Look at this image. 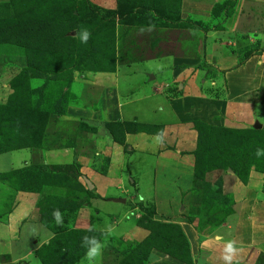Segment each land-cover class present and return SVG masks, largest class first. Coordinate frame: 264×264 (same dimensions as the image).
Here are the masks:
<instances>
[{
    "label": "rangeland",
    "instance_id": "obj_1",
    "mask_svg": "<svg viewBox=\"0 0 264 264\" xmlns=\"http://www.w3.org/2000/svg\"><path fill=\"white\" fill-rule=\"evenodd\" d=\"M184 5L187 4L182 0H0V151L25 148L18 146V143L31 141L33 144L26 147L31 159L24 164L25 167L31 165L28 173L24 172L28 168L24 166L18 168L23 171L20 176L13 174L17 169L0 173L1 183L8 185L0 183V223L5 224V212L9 209L8 203L12 198L9 202L5 200L17 195L16 191L34 192L38 194L37 200L43 195L44 206L51 207L45 208L42 217H39L37 211L36 220L39 225L35 234L41 239L46 233L48 239L45 243L37 240L35 250H40L50 240L53 244L55 237L61 235V238H65L62 243L69 245L80 241L85 235L95 236L103 241L107 230L111 228L112 232L107 237V246L99 264H150L154 260L149 251L156 249V253L161 252L155 247L150 248L155 240H147L143 243L144 246L141 245L145 240L144 232L149 233L150 229L167 248L169 244L178 246L175 242L178 241L179 255L184 257L186 254L191 260L190 264L200 257L207 262L211 256H200L198 253V245L202 239L200 236L210 232L216 222L221 224L226 221L228 236L244 231L245 224H251L253 236L251 234L249 241L253 244L251 249H255L254 252L251 251L254 258L252 264L264 263V155H255L257 149L264 150L260 140L254 143V147L246 148L242 143L249 135L233 134L234 139L226 143L221 136L222 130H205L202 127L198 132L204 137L201 141L203 146L199 147L195 155L196 138L194 141L193 133L182 128L183 146H161V152L169 159H175L174 152L188 154V164H194L195 158L202 177L199 188L194 190L191 188L192 183L190 187L183 183L175 186L177 183H174V174L163 171L162 183L156 185H164L167 192H155L152 184L158 178L152 176L156 170L151 162L139 167L146 174L124 182L121 186L118 182L113 183L108 188L122 191L119 198H123L124 203L110 200L113 196L109 193L100 195L91 181L93 175L107 176L111 169H108L110 159L102 155V146L91 142L87 132H91L92 127L80 115L82 109H87V99L84 100L86 94L81 93L90 89L86 84L90 81L88 76L91 71L81 67L75 69L72 61L90 49L91 58L84 64L92 67L101 64L107 69L112 61L113 66H116L119 61L128 58V54L133 58L147 55L150 51L145 45L158 37L163 40V46L161 43L157 46L158 51L191 54L195 46L194 38L191 40L189 36L182 37V33L194 32L196 26L192 23H177L180 8ZM51 6L58 8L53 16ZM233 10H238L240 19L235 32L227 33L228 38L224 40L226 52H232L238 63L251 55L257 57L258 61L251 70L253 79L258 81L248 92V96L257 102L261 121L264 123V0L215 1L211 6L209 21L198 22L201 28L222 30L228 25L225 19ZM64 11L69 15H62ZM30 15L31 18L53 17L50 38L55 39L54 44L46 40L49 33L36 32V28L31 29V34L24 39H32V48L17 40L7 41L1 38L7 37L9 26ZM59 23H62V27ZM68 24L70 25L65 30L64 27ZM83 30L90 33L86 43L82 42L79 35ZM40 35L43 37L38 40ZM190 45H193L192 48ZM154 48L150 47L149 50ZM144 49L146 51L142 53ZM29 58L34 66L31 69L28 68ZM200 66L207 72L214 71L204 61H201ZM104 69L99 71H108ZM140 85L139 82L137 86ZM153 86L157 87L155 83ZM211 108L210 105L209 111ZM213 109L219 111L217 107ZM181 134L172 135H177L178 139ZM259 136L253 137L259 139ZM34 143L38 146H34ZM229 147H234V150ZM233 155L238 158L237 173L245 181H241L235 173L228 172L229 168L225 167L233 159ZM139 156L140 160L136 165L147 162L146 155L141 153ZM51 161L56 163L50 165ZM112 170L113 175H110L115 177L128 172L125 168L116 166ZM129 170L132 174L136 171L132 166ZM229 175L232 184L236 183L241 194L234 193L228 186ZM190 181L192 182V177ZM223 181L226 182L225 188L222 187ZM219 185L220 192L217 193ZM246 198L249 201L244 203ZM55 210L62 213L63 226H57L53 218ZM228 214L230 215L227 216ZM30 226L26 223L24 229ZM90 227L93 231H88ZM187 227L190 231L186 230ZM0 230L4 231L3 225ZM59 230L62 232L53 237L54 231ZM194 235H197V241L193 244ZM248 235L243 234L245 242ZM222 249L219 248L217 254ZM84 253L85 249L71 260L72 263L67 261L63 264H79ZM162 254L175 259L163 251ZM45 256L47 251L41 253L40 250L39 257L45 259ZM175 260L180 261V264H187L181 259ZM237 262L239 263L238 259ZM46 263L52 264V257ZM199 263L205 264L202 261ZM159 264H163V261L160 260Z\"/></svg>",
    "mask_w": 264,
    "mask_h": 264
},
{
    "label": "crops",
    "instance_id": "obj_2",
    "mask_svg": "<svg viewBox=\"0 0 264 264\" xmlns=\"http://www.w3.org/2000/svg\"><path fill=\"white\" fill-rule=\"evenodd\" d=\"M182 1H185L187 5L180 8V20L192 18L208 22L211 18L212 4L221 0ZM239 16L238 10H233L232 14L225 19L228 25L224 29L206 30L195 42V46L190 45L193 46L191 54L169 50L158 51L157 46L159 43L163 46V42H161L163 40L157 36L158 38H154L145 45V48L150 51L147 55L123 60L122 63L115 64L116 66L106 72L91 71L88 76L90 81L86 84L91 90L88 89L81 93L86 94L84 100L87 99V109L86 107L82 109L80 115L92 127L91 132H87L91 142L96 146H102V155L110 159L108 169H111L107 172L108 177L93 175L91 179L100 195L105 196L109 193L113 196L112 198H118L122 191L108 190L110 185L118 182L121 186L124 182L146 174L139 167L148 162L154 164L156 170L152 175L153 178H158L152 184L155 192H167L164 185L160 184V187L156 185V183H162L163 171L174 174V183H177L175 186L183 183L190 187L193 164L192 162L188 164L189 155L174 152L175 159H169L165 153L161 152V146H183L184 131L182 128L184 127L188 133H193L195 141L197 133L193 122H199L209 127L232 129L255 128L259 122L260 128L264 130L257 102L248 96V92L254 88L258 81L253 79V70H251L253 64L258 61L257 57L251 55L245 61L238 63L237 57L232 52H226L227 48H225L224 40L228 38L227 33L235 32ZM149 31H153V29H149ZM150 47L155 48L149 50ZM144 51L146 49L142 53ZM201 61L212 66L214 71L207 72L203 69L200 66ZM139 82L141 85L137 86ZM154 83L157 87L153 86ZM223 91H225L224 94ZM86 92H90V94L88 95ZM93 93L95 94L93 95ZM210 105L212 108L209 111ZM215 107L218 108V112L213 109ZM256 109L257 111H255ZM113 122L134 124L132 125L134 129L131 126L129 131H124L122 144L112 138L109 129L105 126V123ZM179 133H182V137L179 135L178 139H176L177 135H172ZM141 153L146 155L147 162L136 165L135 163L140 160L139 154ZM30 161V154L26 147L2 151L0 152V173L5 170L18 169ZM55 163L54 161L49 162L50 165ZM114 166L125 168L128 171L127 174L118 177L112 176ZM130 166L136 170L133 174L129 170ZM236 179L238 180L237 177ZM227 180L231 190L234 193H240L236 183L232 184L230 175ZM222 187H226L225 181H223ZM177 189L180 188L177 187ZM15 193L17 195L10 196L8 200H5L9 202L12 198L8 203L9 209L5 212V224L0 223L4 229V231L0 230V264H41L34 254L35 242L41 240L40 243H45L48 235L45 233L41 239H38L40 236L35 234L39 225L36 220L38 217H36L37 209L35 207L38 194L19 190ZM248 201L249 198H246L244 203ZM225 222L200 236L202 239L198 245L200 249L198 253L200 256L209 254L211 262H206L200 257L198 260H192V264L196 262L200 264V261L205 264H225L221 258L222 251L218 254L217 251L219 248H223L224 243L228 240L237 242L238 252L234 264L253 263L252 259L254 258H252L251 251L254 252L255 249H251L253 244L249 241L251 234L253 236L251 224H245L244 231H237L228 236ZM26 223L31 226L24 229ZM186 230L190 231L188 227ZM144 233L147 235V232ZM243 234H249L246 242ZM195 237L197 235L193 236V244L194 241H197ZM149 253L154 260L150 264H159L160 260L163 261V264L181 263L164 256L162 252L156 253V249H151Z\"/></svg>",
    "mask_w": 264,
    "mask_h": 264
},
{
    "label": "trees",
    "instance_id": "obj_3",
    "mask_svg": "<svg viewBox=\"0 0 264 264\" xmlns=\"http://www.w3.org/2000/svg\"><path fill=\"white\" fill-rule=\"evenodd\" d=\"M57 9H55L54 6L50 7V10L52 11V13H51L52 16H53V13H56ZM63 14L64 15H69L68 12L65 13V11H64V13L62 12V15ZM52 18H51V16L50 17L44 16V17H40V18H38L37 16H32V18H31V15L28 16V17L25 16L23 19H21V21L15 22L12 26H9L7 28V37H1V38L6 39L7 41H9V40L10 41L17 40V41H19V43L24 44V45H26V46H28L30 48L31 45H33L32 39H30V38H28L26 40H24V39L26 38L27 35L31 34V29L36 28L37 29L36 32H40V33L42 32L44 34L49 33V38L47 37L46 40L49 43L54 44L55 43V39L54 38H52V39L50 38V33H52V32H50L52 30V29H50L51 28L50 25L52 23ZM177 23H179V24L192 23V24H194L196 26V29H195L194 32L183 31V33H182V37L189 36L191 40H192V38H194L193 39L194 43L197 41L196 39H199L201 37V35L207 30V29L201 28L200 22L195 21V20H191V19H188V18L186 19V21L178 19ZM59 24H60V27H62V23H59ZM69 25L70 24L65 25L64 29L67 30L68 28H66V27L69 26ZM42 37L43 36L40 35L38 40H41ZM46 40L44 39V41H46ZM127 57L128 58H125V60L133 59L132 55L129 56V54H128ZM90 58H91V51L89 49L88 52H83L82 54L78 55L75 58V61H72V64L76 67L75 69H78L79 67H81L83 70H88V71H99L101 69H104L101 64H98L95 67L86 66V64H84V62H86V60H88ZM122 61L123 60H121L119 62L122 63ZM113 64H114V62L112 61L110 67L107 68V69H104V70H108L109 71L110 69L113 68ZM32 67H34V66L32 65V62H31V60L29 58L28 59V68L31 69ZM34 115H35V113H34ZM31 118H33V115L31 116ZM42 121H43V119H42ZM132 125H134V124L133 123H126V122L125 123H121V122L105 123V126L109 129V131H110V133L112 135V138L115 141H117L118 143H120V144H122V142H123L124 131H126V130L129 131V128H131ZM193 125L195 127V130H197L196 150L194 152L195 155H196V153H198L199 147L203 146L201 144V141H202V139L204 137L199 135V132H198V130H201L202 127L205 130L206 129L222 130L221 136L223 137V142H226V143H229L231 140L234 139V137L232 136L233 134H238L237 136H239V135L240 136L241 135L244 136V134H246V135H249V137H247L246 140H244L243 143H242V145L245 146L246 148L254 147V143L258 142L259 140L262 141L263 145H264V138L262 137V136H264V130L261 129V128H257V129L256 128H254V129L253 128H251V129H232V128H223V127L213 128V127H209V126L203 125V124H201L199 122H193ZM132 129H134L133 126H132ZM249 132H252V133H249ZM251 135H253V136L260 135V136H259V139H256V138H254ZM17 145L18 146H24V147L33 146L31 141L25 142V143H18ZM35 145H36V143H34V146ZM36 146H38V145H36ZM240 146H238V148H240ZM261 147L264 148V146H261ZM226 148H227V146L225 147V150H226ZM229 148H231V150H234L233 149L234 147L233 148L229 147ZM0 152H2V151H0ZM30 166H27L28 168L24 166L25 168H27L24 171L25 173H28V171H30ZM225 167L229 168L231 170V172L235 173L240 178L241 181H245V179L241 178V174L237 173L238 172V158L237 157H235L233 155V159L229 160ZM22 169H24V168H22ZM198 170H199V167H198V164L197 165L195 164V158H194L193 172H192V182H191L192 183V185H191L192 190L198 189L199 185L201 184V177L202 176H201V173L198 172ZM21 172H23V171L20 170V169H17V170H15L13 172V174H15L16 176H20ZM19 184H22V183H19ZM220 187L221 186L219 185L218 188H217V193L220 192ZM43 199H44V196L41 195V198H39L36 201V203H35L37 211L39 212V217H42V213L45 210V208L51 207V205L44 206L45 203H43ZM47 210H49V209H47ZM46 214H48V212ZM218 224H220L219 221L215 223V227ZM60 232H62V230L61 231L60 230L59 231H54V236L53 237H55L56 234L60 233ZM148 232L149 233H147V235L144 238L145 240H143L141 242L142 246H144L143 243L145 241H147V240H149V242H152V240H155L152 243V245L150 246V248L155 247V248L161 250V252L163 251L164 253H166V255H170V256H172L175 259H181L187 264L191 263L190 258L189 257L187 258L186 254H184V257L179 255V253H178L179 249L177 248L179 246V242L178 241H175L178 244V246H176V245L173 246L172 244H169L168 245L169 248H167V246L165 247V244L161 243L160 239H158L157 236L154 235L151 232L150 229H149ZM62 236L63 235L55 237V239L53 240L54 241L53 244L51 243L52 240H50L47 244H45V245L43 244L42 245V247L40 249L41 253H42V251H44L45 253L47 251V256H45L46 257L45 259L42 258V257H39L40 256V250H35L34 251V254L40 258L41 264H48L46 262H49L51 257H52V264H63L65 262H67V261L69 263H72L73 261H71V260L81 250L85 249V248L81 247V240L80 241H76L77 243L75 242V243H72L70 245L66 244V243L63 244L62 241L65 238H61ZM161 236L162 235H160V237ZM166 236L168 237V235H166ZM60 238H61V240H60ZM163 238H165V235H163ZM181 246H183V245L181 244ZM187 253H188V250H187ZM48 257H49V259H48Z\"/></svg>",
    "mask_w": 264,
    "mask_h": 264
},
{
    "label": "clouds",
    "instance_id": "obj_4",
    "mask_svg": "<svg viewBox=\"0 0 264 264\" xmlns=\"http://www.w3.org/2000/svg\"><path fill=\"white\" fill-rule=\"evenodd\" d=\"M82 42H87L89 39L90 33L87 30L81 31L79 34ZM255 155L260 157L264 155V150L257 149ZM53 218L57 226H63V215L59 210L53 212ZM88 231H93V228H89ZM112 232V229L109 228L105 234L104 240L101 241L95 236H82L81 237V247L85 248V253L83 260L79 264H99L100 258L102 257L103 250L107 246V237ZM237 242L235 240H228L224 243L222 249V259L225 264H234L235 256L238 252Z\"/></svg>",
    "mask_w": 264,
    "mask_h": 264
},
{
    "label": "water",
    "instance_id": "obj_5",
    "mask_svg": "<svg viewBox=\"0 0 264 264\" xmlns=\"http://www.w3.org/2000/svg\"><path fill=\"white\" fill-rule=\"evenodd\" d=\"M260 127V125L259 124H256L255 125V128H259ZM227 171L228 172H231V170L230 169H227ZM89 187H91V185L89 186ZM111 200H113V201H116V202H124V199L123 198H111Z\"/></svg>",
    "mask_w": 264,
    "mask_h": 264
}]
</instances>
